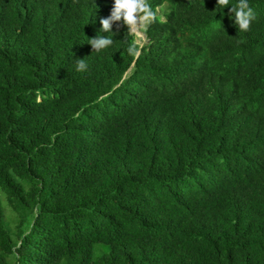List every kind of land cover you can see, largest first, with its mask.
<instances>
[{
    "label": "trees",
    "instance_id": "obj_1",
    "mask_svg": "<svg viewBox=\"0 0 264 264\" xmlns=\"http://www.w3.org/2000/svg\"><path fill=\"white\" fill-rule=\"evenodd\" d=\"M148 2L0 0V264H264V0Z\"/></svg>",
    "mask_w": 264,
    "mask_h": 264
},
{
    "label": "clouds",
    "instance_id": "obj_2",
    "mask_svg": "<svg viewBox=\"0 0 264 264\" xmlns=\"http://www.w3.org/2000/svg\"><path fill=\"white\" fill-rule=\"evenodd\" d=\"M217 5L228 8L231 13V18L234 20L236 27L241 32L249 30L252 20L255 18V10L249 4V0H236V4L232 5L229 0H216ZM221 8V9H222ZM155 13L148 0H113L110 14L107 17H102L99 21V33H111L110 31L113 22H122L127 26V34H135L141 32L153 21ZM87 42L91 45L93 51L101 52L110 48L114 40L112 35H95L88 39ZM87 67L84 59L76 60V70L83 71Z\"/></svg>",
    "mask_w": 264,
    "mask_h": 264
},
{
    "label": "rangeland",
    "instance_id": "obj_3",
    "mask_svg": "<svg viewBox=\"0 0 264 264\" xmlns=\"http://www.w3.org/2000/svg\"><path fill=\"white\" fill-rule=\"evenodd\" d=\"M135 35V40L138 42V43H143L145 41V35H144V32L141 30V32H137L134 34Z\"/></svg>",
    "mask_w": 264,
    "mask_h": 264
}]
</instances>
